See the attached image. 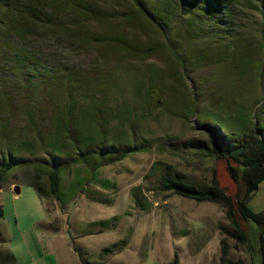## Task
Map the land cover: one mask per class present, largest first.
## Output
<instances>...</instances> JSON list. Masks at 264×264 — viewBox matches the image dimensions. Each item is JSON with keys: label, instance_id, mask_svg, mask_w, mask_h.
I'll use <instances>...</instances> for the list:
<instances>
[{"label": "rangeland", "instance_id": "rangeland-1", "mask_svg": "<svg viewBox=\"0 0 264 264\" xmlns=\"http://www.w3.org/2000/svg\"><path fill=\"white\" fill-rule=\"evenodd\" d=\"M74 1H82L102 19L77 24L68 17L69 22L61 27L43 28L38 37L15 38L14 41L20 47L38 52L44 66L68 67L91 84V105H101L105 112L102 114L111 117L119 131L129 129L132 122L145 149L99 170L101 178L115 185L109 190L91 186V196L101 197L103 202L90 198L84 191L69 198L81 178L89 176L80 164H72L64 172L63 205L52 197L43 202L27 182L33 179L40 165L33 163L24 167L23 164L7 172V179L0 180V257L4 263L83 264L73 251L74 240L91 261L103 260L104 247L124 242L120 252L105 258V264H170L175 254L179 256V264H221V239L227 237L230 258L250 264L248 249L226 236L225 229H230V222L222 205L164 192L158 184L161 164L168 163L190 181L202 185L211 182L216 169L220 186L228 193L237 192L238 184L231 177L224 158L196 153L183 143L207 138L197 127L203 119L230 124L238 114L244 119L249 117L254 124L255 111L261 115L264 109V101H260L264 98V74L260 77L264 16L246 0L234 2L229 16L232 38L239 46L227 45L223 35L204 31L198 32V38L193 37L194 34L187 39L178 35L181 33L174 35L181 44H177L175 51L186 62L184 74L175 53L164 46L161 33L138 14L131 1ZM74 11L70 13L75 14ZM54 12L63 16L62 19L66 16L60 10L54 9ZM187 22L185 19L178 23L181 31H185ZM149 46L155 51L143 59L139 53ZM9 60L10 55L0 46V151L5 152L22 140L35 145L33 120L40 121L42 129L48 131V127L54 126L50 121L58 113L49 101L64 102L65 98V95L55 94L49 99L48 86L44 93L33 94L28 89L27 79L14 72ZM197 60L201 65L193 69L192 63ZM155 81L159 82V94L147 112L137 91L147 95ZM192 90L198 103L196 114L188 109ZM257 102L260 103L255 109ZM128 106L136 110L132 111L131 119L123 120L121 110ZM35 151L41 157H48L47 153L39 152L38 147ZM21 155L31 157L28 153ZM41 182L48 187L47 178ZM16 187L20 188L19 194L15 193ZM135 189L145 197V210L133 200ZM248 206L255 212L264 209V181ZM113 217L117 219L107 228L89 227V223ZM44 219L52 223L47 231L56 234L53 237L59 250L54 251V241H47L48 238L44 240L45 249L37 242L46 230L42 228ZM243 227L252 237L256 236L255 223L246 222ZM55 228L60 232H55Z\"/></svg>", "mask_w": 264, "mask_h": 264}, {"label": "trees", "instance_id": "trees-1", "mask_svg": "<svg viewBox=\"0 0 264 264\" xmlns=\"http://www.w3.org/2000/svg\"><path fill=\"white\" fill-rule=\"evenodd\" d=\"M129 1L135 6L138 14L144 16L161 33L165 40L164 46L175 53L177 61L183 66L184 74L187 70L186 62L175 51L177 44H180L179 40L174 39L177 33H181L178 35L187 39L192 34L193 37L198 38V32L204 31L215 36L223 35L227 45L237 44L232 38V19L229 16L230 8L236 0ZM246 2L264 16V0H246ZM54 9L64 12L65 18L56 15ZM71 10H75L76 13H70ZM93 11L82 1L74 0H0V46L10 55L8 62L9 64L11 62L14 72L27 79L28 89L35 95L44 93L47 86L49 99L55 94L65 95L64 102H56L55 99L49 101L56 106L58 113L50 121L54 126L48 127V131L42 129V125H39L40 121L33 120V128L36 132L35 145L29 140H22L6 152L0 151V166H2L0 180L7 179L6 173L19 165L24 164V167L33 163L40 165L35 169L33 179L27 182L36 189L43 201L52 197L63 205L65 203L62 189L64 172L72 164H80L84 166L89 176L81 178L77 186H74L75 189L70 192L69 198H74L76 192L84 191L90 198L103 202L104 199L101 197L91 196V186L99 185L104 190H109L115 185L108 179L101 178L99 170L145 149V145L139 142L132 122L129 129L119 131L117 125L112 124V118L102 114L105 112L101 109V105L96 103L91 105V84L68 67L44 66L38 52L20 47L14 41L15 38L38 37L43 28L61 27L69 22L68 17L77 24L92 19H102ZM185 19H188V26L183 32L178 23ZM154 51L155 48L149 46L143 49L139 56L146 59ZM262 63L263 70L260 77L264 74V58L261 59ZM200 65L198 60L192 63L193 69L199 68ZM158 83L155 81L151 86L152 90L145 91L147 95H142L140 90L137 91V96L143 100V108L147 112L157 100ZM151 94H154V97ZM190 95L191 102L188 109L192 114H196L198 103L193 90ZM260 101H264V98ZM259 103H256L255 109L258 108ZM194 104L195 108H193ZM32 106L36 107V105ZM133 110L136 108L131 109L130 106L121 110L122 119H131ZM254 115V124L250 123L249 117L244 119L238 114L233 115L236 120L230 124L218 123L210 118L203 119L197 127L207 134V138L205 140L196 138L183 143L184 146L194 149L196 153L213 158H224L228 163L231 177L238 184L236 193H228L220 186L216 169L211 182L202 185L190 181L183 172L168 163L161 164L158 188L198 202L208 201L222 205L230 222V229H225L226 236L234 238L238 244L248 249L251 253L250 264H264V209L255 212L248 206L259 184L264 180V109L262 108L260 116L256 111ZM100 137H104V140L101 141ZM107 141L109 145L104 146ZM37 147L39 152L47 153L48 157L38 155V151H35ZM21 153H28L31 157L22 156ZM46 178L49 181L48 187L41 182ZM135 190L132 193L133 200L137 206L145 210L147 208V203L143 201L145 197L139 189ZM116 219L117 217H113L89 223V227L94 225L107 228ZM246 222L256 224V236L252 237L243 227ZM48 227H52V223H49ZM54 231L57 232L58 228ZM122 243L124 242H115L104 247L103 260L91 261L83 255L75 241L72 242L83 264H105V258L109 254L122 250ZM229 250L230 244L227 237H224L221 239V264H245L242 259L230 258ZM170 264H179L178 254H175Z\"/></svg>", "mask_w": 264, "mask_h": 264}, {"label": "crops", "instance_id": "crops-1", "mask_svg": "<svg viewBox=\"0 0 264 264\" xmlns=\"http://www.w3.org/2000/svg\"><path fill=\"white\" fill-rule=\"evenodd\" d=\"M264 181V180H263ZM43 201V200H42ZM44 202V201H43ZM48 225H49V221L48 220H43L42 221V228H44V229H46V230H44V231H42V233H41V235L37 238V242H39V244H42V247L44 248V240H45V242H46V240H47V238H48V240L47 241H54L55 240V237H56V234L54 233V234H52L51 232H48L47 231V229L49 228L48 227ZM47 234H46V233ZM60 232V229H58V231H57V233H59ZM55 235V237H53ZM52 247H53V249H54V251H56V249L57 250H59L58 249V247H57V245H55V241L53 242V245H52ZM45 249V248H44ZM73 251L75 252V250L73 249ZM59 262L61 263V257H60V255H59ZM64 260L66 261V259H65V257H64ZM0 264H5L4 263V261H3V259L0 257Z\"/></svg>", "mask_w": 264, "mask_h": 264}, {"label": "water", "instance_id": "water-1", "mask_svg": "<svg viewBox=\"0 0 264 264\" xmlns=\"http://www.w3.org/2000/svg\"><path fill=\"white\" fill-rule=\"evenodd\" d=\"M15 193H16V194H19V193H20V188H19V187H16V188H15Z\"/></svg>", "mask_w": 264, "mask_h": 264}]
</instances>
